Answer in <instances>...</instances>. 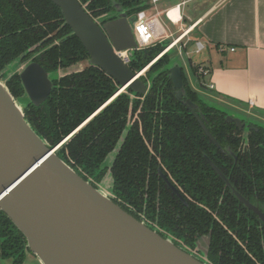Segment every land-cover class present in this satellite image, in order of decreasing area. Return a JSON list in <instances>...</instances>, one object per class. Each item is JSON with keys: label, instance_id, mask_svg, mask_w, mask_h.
I'll return each mask as SVG.
<instances>
[{"label": "trees", "instance_id": "1", "mask_svg": "<svg viewBox=\"0 0 264 264\" xmlns=\"http://www.w3.org/2000/svg\"><path fill=\"white\" fill-rule=\"evenodd\" d=\"M126 1L136 4L128 12H139L150 7L146 0ZM79 2L86 6L92 16L104 13L111 4V0ZM43 38L41 52L36 59L47 70H54L59 63L67 66L84 54L82 46L65 24L60 9L52 0H0V78L9 62ZM167 41L169 40L165 39L160 44L134 51L131 67L144 64ZM166 63L167 56H164L152 66L149 74L151 87L139 114L142 131L152 142L162 162L190 194H205L216 200L223 183L204 161L203 154H207L236 187H242V193L249 198L254 197L264 207V126L257 125L256 131L250 130L247 149L243 153H237L238 147L242 145L241 139L237 133L233 134V125L224 122L223 115L226 112L201 102L194 91L185 87L187 97L198 105V111L203 114L205 124L218 145L230 147L237 158L232 159L225 152L218 151L208 141L194 117L175 99L171 82L165 75ZM197 68L191 65L192 73L201 78ZM5 84L15 98L22 95L23 89L17 74L7 77ZM114 89L115 84L111 78L95 67H88L60 78L49 100L42 105L36 107L26 100L22 109L31 127L46 142L53 144ZM132 102V110L135 111L139 101ZM128 106V96L119 95L96 118L70 136L56 154L68 163L65 155L67 151L76 163L84 162L85 167H91L90 159L95 160L104 147L103 138L107 135L108 142L111 136L120 133L126 122ZM155 108L161 111L160 126L157 121L154 122ZM138 132V123L135 121L127 135V144L136 147V151H133L136 157L139 146L145 150ZM134 165L133 162L131 167ZM134 171L135 169L132 172ZM132 172L129 174L120 169L113 170L112 178L117 193H127L129 197L135 198L137 187H134ZM229 197L227 194L225 199ZM25 245L22 234L0 210V258L12 257L16 263H20L24 257Z\"/></svg>", "mask_w": 264, "mask_h": 264}, {"label": "water", "instance_id": "2", "mask_svg": "<svg viewBox=\"0 0 264 264\" xmlns=\"http://www.w3.org/2000/svg\"><path fill=\"white\" fill-rule=\"evenodd\" d=\"M52 2L90 54V63L120 85L134 77L114 53L137 47L124 16L104 23L106 39L79 0ZM19 75L28 101L37 105L47 97L51 82L41 66L29 63ZM170 77L179 88V97V66L170 69ZM130 87L144 92L138 79ZM25 102L14 98L0 78V210L23 235L40 264H204L114 203L109 197L110 185L95 188L80 177L56 154L58 147L48 146L25 120ZM186 105L193 107L188 100ZM225 120L240 129L245 125L237 117L227 115Z\"/></svg>", "mask_w": 264, "mask_h": 264}, {"label": "flooded vegetation", "instance_id": "3", "mask_svg": "<svg viewBox=\"0 0 264 264\" xmlns=\"http://www.w3.org/2000/svg\"><path fill=\"white\" fill-rule=\"evenodd\" d=\"M146 1L149 3V0ZM128 5L130 7H128ZM133 5L135 6L136 4L134 2H127L126 0H111L110 8L98 16H92L90 11L86 9V6H82L94 22L98 24L107 39V31L103 28L104 23L113 19L121 18L122 16L129 21L133 32V25L136 21L138 13L134 10L128 12L129 8L134 7ZM111 11H113L114 14L109 15V12ZM72 34L82 46L84 54L81 55L80 59H77L67 66H62L59 63L54 70H47L39 63L36 57L41 52L40 48L44 38L29 46L21 55L11 61L13 62L18 58L19 64H23L20 71H17L16 69L9 75H18L23 89L22 95L26 96L19 74L26 65L32 62L37 63L44 69L51 82V89L47 97L42 102L36 105L29 101L36 107L49 100L53 89L58 86L60 78L72 73L81 72L88 67H95L106 77L111 78L115 84V89L108 97L91 109L74 127H72L65 134L61 135L55 143L50 144L47 142V145L57 146L60 148L70 136L79 132L89 122L96 118L114 99L121 94H126L129 98V106L126 115V122L120 133L115 136H111L108 142L107 135L103 138L104 141L102 144L104 147L97 154L95 160L90 159L91 167H85L84 162L81 164L76 163V161L68 155L67 151H65V155L68 160L67 164L71 166L80 177L95 188L101 185H110L109 197L114 203L138 221L144 223L146 226L157 232L163 238L170 239L175 246L190 254L196 260L204 264H264V207L259 204L254 197L249 198L242 193L240 191L242 187H236L230 181L229 177L221 171V169L209 158L207 154H203L204 161L208 164L212 172H214L220 181H222L223 188L221 193L217 195L216 200L205 194L193 196L175 179L171 171L162 162L158 152L153 148L152 142L146 138L142 131L139 114L142 102L145 96L149 93L151 87L149 74H151L152 66L163 59L164 56H167L165 75L171 82L175 99L183 105L192 117H194L202 132L205 134L208 141L214 145L215 149L220 152H225V154L231 156L232 159L237 158V154L231 150L230 147L218 145L215 137L211 134L205 124L203 114L198 111V105L187 97L185 87H189L192 91H194L201 102L210 105L203 97L200 96L201 92L192 86L184 68L171 60V51L174 49V44H171L172 40L168 39L169 41H167L165 45H163L156 53L147 59L144 64L136 67H131L130 65L134 51H141L157 43L160 44L165 39H153L148 45L142 46L133 34L134 41L137 45L135 49L114 50V53L119 57L123 64H125L127 68L134 73V77L129 82L124 85H120L100 66L90 63V54L84 48L78 37L74 33ZM24 56L25 58L23 59L22 57ZM176 66L180 67L181 72V94L179 97L177 96L179 88L175 86L173 79L170 77V69L175 68ZM134 79L140 80L144 86V92L135 91L130 87V83ZM26 100H28L27 96ZM187 100L193 104L192 108L187 107ZM132 101H139L135 111L132 110ZM210 106L218 108L214 105ZM193 112H195L201 119L210 136L207 135ZM227 115L233 118L237 117L239 120L241 119L245 125L242 129H240L235 122H228L225 120ZM159 116H161L160 109L154 110V122L157 121L160 126L161 123L159 122ZM223 120L227 124H232L235 128V132H233V134L237 133V136L241 139L242 144L241 147H238L237 153H243L247 149L249 131H256V126L261 124L258 123L259 121L256 122V119L250 117L248 114L244 116L239 113L231 114L226 112V114L223 115ZM135 121L138 123V134L141 139V144H143L145 148V150H142L139 146V149L137 150V157L134 156L133 152L136 151V147L134 145L129 146L127 144V135ZM113 150H115L116 154L111 165L107 168V166L103 165V162L107 155ZM124 150H126V152ZM145 160H147L146 164ZM133 162L135 164V168L131 167ZM211 164L218 169L221 175L212 167ZM129 167L132 169H129ZM85 168H90L91 170L87 171ZM117 169L129 174H131L130 172L135 169V171L132 172L136 182H134V187H137L135 198H131L132 196L129 197L127 193L121 195L114 190L112 175L113 170ZM227 194H229L230 197L225 199ZM240 197L247 201L250 206L255 207L257 212L243 202ZM29 256L36 258V256L28 249L26 243L24 257L20 263H16L12 257L0 258V260L10 259L12 264H22L26 258H29Z\"/></svg>", "mask_w": 264, "mask_h": 264}, {"label": "crops", "instance_id": "4", "mask_svg": "<svg viewBox=\"0 0 264 264\" xmlns=\"http://www.w3.org/2000/svg\"><path fill=\"white\" fill-rule=\"evenodd\" d=\"M188 1L195 0H186L185 4ZM170 2L149 0L147 14L151 15L149 12L156 5L163 7L152 13L157 18L178 3L169 5ZM183 5H180L181 20L171 23L179 25L174 30L178 33L172 36L160 24L163 34L158 39H171L179 54L189 49L187 42L191 45L201 42L199 61L194 64L206 68L208 74L201 85L192 73L198 83L192 86L201 92V97L205 94L235 113L264 122V0H204L193 5L189 12L183 10ZM182 41L185 47L179 45Z\"/></svg>", "mask_w": 264, "mask_h": 264}, {"label": "rangeland", "instance_id": "5", "mask_svg": "<svg viewBox=\"0 0 264 264\" xmlns=\"http://www.w3.org/2000/svg\"><path fill=\"white\" fill-rule=\"evenodd\" d=\"M178 1H180V0H171V2H170V4L169 5H172V4H175V2H178ZM201 2H204V0H195V1H192V2H190V1H188L185 5H183L182 6V8H183V10H185V11H187V12H189V10L193 7V5H195V4H197V3H201ZM163 8V7H162ZM160 6L158 7L157 5H156V7H155V9L153 8L152 10H151V12H149L151 15H152V13H155V11L156 10H160V9H162ZM146 10H148V9H146ZM111 14H114V12L113 11H111V12H109V15H111ZM149 15V14H148ZM157 18H158V21L160 22V24L165 28V30H166V32L167 33H173V35L172 36H175L178 32H174V30L175 29H177L178 27H179V25H172L168 20H167V18L165 17V15H164V13H161V14H159L158 16H157ZM190 43H186V45L187 46H189V49H188V47H187V52H185L184 50H183V52H180V54H179V52H178V48L177 47H175L172 51H171V60L174 62V63H176L177 65H179V66H182L183 68H184V70L187 72V74H188V77H189V81H190V83L192 84H194V85H197L198 83H197V81H196V79H195V77L193 76V74H192V72H191V64H193V65H195V66H199L198 64H194V62L195 63H198V61H199V55L201 54V53H199V52H195V50H196V44L194 45H189ZM179 45L180 46H186V45H184V43H183V41L182 42H180L179 43ZM19 59L17 58V59H15L13 62H11V63H9L5 68H4V70H3V76L1 77V79L2 80H5L10 74H12L16 69H17V71H20L21 70V68L23 67V64H19ZM84 64V63H83ZM82 64V65H83ZM205 76H203L202 75V77L201 78H199L200 79V82L201 83H204V80L203 79H205L204 78ZM203 78V79H202ZM203 80V81H202ZM202 85V84H201ZM198 86V85H197ZM203 93V92H202ZM202 95V97L204 98V100L208 103V104H210V105H214V106H216V107H218V108H221V109H223V110H226V111H228V113H231V114H235V113H233L234 111L233 110H229L228 108H227V106H225L224 104H221V103H219V102H216V101H214V100H212L211 98H209L207 95H205V94H201ZM19 101H23V100H26V96L25 95H21V96H19L18 98H17ZM233 111V112H232ZM240 114H242L243 115V113H240ZM245 116V115H244ZM256 122H257V120H256ZM259 124H261V125H263L264 126V122H261V121H259L258 122ZM115 154H116V152H115V150H113L111 153H109L108 155H107V157L105 158V160H104V162H103V165H105V166H107V168L111 165V163H112V160H113V158H114V156H115ZM108 185V184H107ZM107 185H104V187H106L107 188ZM110 187V186H109ZM107 190V189H106ZM37 261H38V259L37 258H34V257H31V256H29V258H26V260L22 263V264H38V263H40L39 261H38V263H37ZM0 264H12V261L10 260V259H5V260H0Z\"/></svg>", "mask_w": 264, "mask_h": 264}, {"label": "built area", "instance_id": "6", "mask_svg": "<svg viewBox=\"0 0 264 264\" xmlns=\"http://www.w3.org/2000/svg\"><path fill=\"white\" fill-rule=\"evenodd\" d=\"M156 0H152L155 2ZM186 0L176 3L164 10V15L170 23L176 24L181 20L180 5L185 4ZM177 15L176 19L172 16ZM133 34L142 46L148 45L153 39H158L163 34V29L156 15H148L147 10H141L137 13L136 21L133 25ZM176 40V39H175ZM201 42H196V52L202 49ZM198 72L205 76L208 70L202 66H197Z\"/></svg>", "mask_w": 264, "mask_h": 264}, {"label": "bare ground", "instance_id": "7", "mask_svg": "<svg viewBox=\"0 0 264 264\" xmlns=\"http://www.w3.org/2000/svg\"><path fill=\"white\" fill-rule=\"evenodd\" d=\"M172 17H173L174 19H176L177 15L172 16ZM185 32H187V30H186ZM185 32H184V33H185ZM184 33H183V34H184ZM183 36H184V35H183ZM179 37H180V36H179ZM177 39H178V38H177ZM175 41H176V40H175ZM177 41H178V40H177ZM174 43H175V42H174Z\"/></svg>", "mask_w": 264, "mask_h": 264}]
</instances>
